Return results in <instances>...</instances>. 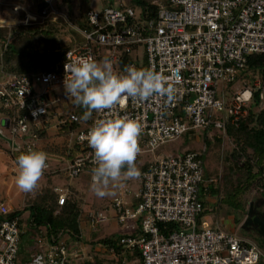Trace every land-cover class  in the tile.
Masks as SVG:
<instances>
[{"label": "built area", "instance_id": "obj_1", "mask_svg": "<svg viewBox=\"0 0 264 264\" xmlns=\"http://www.w3.org/2000/svg\"><path fill=\"white\" fill-rule=\"evenodd\" d=\"M45 3L40 14L26 13L18 22L61 18L77 36H72V48L51 71L23 75L0 71L2 119L7 120V127L0 130L2 134L7 130L13 153L39 150V134L56 130L69 141L65 177L72 180L86 173L91 179L96 163L87 132L98 120L114 115L139 119L137 165L143 155L187 133L203 132L209 139L227 136L251 113L264 116V72H246L251 56H264V0H153L156 17L148 7L135 9L119 0L116 7L87 9L85 28L69 21L66 1ZM126 56L133 61L127 67L169 77L172 96L126 99L122 107L96 112L89 125L79 121L75 111L61 108L68 100L62 91L69 76L65 65L80 58L98 62L108 58L119 73ZM206 151L205 144L197 152L154 156L140 173L136 189L117 187L111 207L118 225L133 233L114 236L92 251L82 245L74 250L63 240L50 243L41 233L28 264H264V253L256 244L205 226L203 196L215 181L206 176ZM48 167L46 162L44 170ZM55 192L63 206L69 187ZM11 212L0 204V264H20L22 230ZM86 219L92 231L109 221L100 211H89Z\"/></svg>", "mask_w": 264, "mask_h": 264}, {"label": "rangeland", "instance_id": "obj_2", "mask_svg": "<svg viewBox=\"0 0 264 264\" xmlns=\"http://www.w3.org/2000/svg\"><path fill=\"white\" fill-rule=\"evenodd\" d=\"M104 1L105 0H94L91 3V7L97 10L103 9L108 5ZM67 3L69 18H76L79 12L81 13L86 10V6L82 5L80 0H72ZM116 3L117 2H115L113 7L117 6ZM20 8L21 10L25 9L22 0H0V26H11V28L20 26L21 23L18 21L24 18L23 15H25V13L22 12L19 15L18 12H14L15 9ZM65 8H67V6H65ZM7 28L9 30L11 29L9 27ZM57 39L59 42L68 43L67 40H72V36L68 33L64 34L60 32ZM139 55L141 57V52ZM0 56L2 57V54ZM2 69L5 71L2 59H0V71ZM114 72H117V69H115ZM62 91L65 92V90ZM60 106L62 109L64 107V110L67 111L70 106H75V103L72 99H68L65 103L63 102L60 104ZM4 115L5 112L0 104V119ZM3 134L8 138L10 137L6 129H3ZM204 139L203 132L195 133V135L187 133L180 140L163 145L155 153L143 155L136 165L139 175L142 165L151 161L154 156H169L186 151H200L206 144ZM208 140L210 144L206 145L207 151L204 157L205 172H208L215 179L213 185L214 190H216L215 200L218 203L220 202V205L214 207L215 211L212 208L213 206L211 207L212 209H209V212L203 220L205 226L213 228L215 223V227L219 226V229L227 231L223 226H217V224H220L223 220L234 221L231 232L243 240L256 244L264 253V231L255 224V216L264 218V200L261 199L258 189L249 190V194L246 195V205H240L236 202L234 197L227 196L230 192L229 185L231 183L235 184L239 179L243 178L245 174L243 172H238V169H236L234 165L237 161L240 162L243 160L242 157L237 156L240 143H238L237 139L228 135L219 136L217 138L214 136L211 139L208 138ZM68 144V138L63 137L61 133L57 134L56 130L49 131L46 136L36 142V146L39 150H44L46 153L48 152L46 155V162L49 167L43 170L40 179L31 191L25 192L17 187L16 176L19 171L17 164H13L12 166H10V164H0V204H7L12 210H21L30 206L28 202L35 200L36 195L40 191L44 192L54 189L55 192V188L66 189L69 187V192H71V189L74 190V196L81 202L83 214L96 210L102 212L109 218L107 223L100 225L94 232L88 228L86 232H84L87 239L89 233H92L91 239L89 240L133 233L134 231L130 227L118 225L116 213L111 207V201L115 197L116 189L120 184L130 185L133 189H136L139 186V176L133 179V183L131 179L122 178L117 185H109V187L104 189L106 192L104 196H97L92 190V182L88 174L82 173L79 177L69 180L61 171L67 166ZM0 146L5 149H10L7 142L1 139ZM16 156L18 157L19 153H17ZM230 168L234 169V173L230 172ZM8 196H11V201L10 203H5L4 201L8 199ZM27 216L28 213L24 215V218ZM22 228L24 232L28 234V228L25 223H23ZM27 242H29V238L24 236L20 245V250L24 248V243Z\"/></svg>", "mask_w": 264, "mask_h": 264}, {"label": "trees", "instance_id": "obj_3", "mask_svg": "<svg viewBox=\"0 0 264 264\" xmlns=\"http://www.w3.org/2000/svg\"><path fill=\"white\" fill-rule=\"evenodd\" d=\"M13 1V0H11ZM25 9H17L20 13H36L40 14L45 7V0H22ZM70 2L72 0H64ZM81 4L86 6V10L91 8V3L94 0H80ZM118 0H105L104 2L112 7ZM153 0H131L129 4L135 9L148 11L152 17H156L157 6L151 4ZM59 4L58 6L60 7ZM85 10V11H86ZM85 11L79 12L78 17H70L69 21L75 23L81 28H85ZM150 15H148L150 17ZM25 17V15H23ZM24 19V18H23ZM68 33L76 37L77 34L72 31L65 20L58 18L56 21L47 19L45 21L39 19L38 21L29 22L27 25L21 24L16 28L0 27V59H2L4 69L6 72L14 74H34L43 73L53 70L65 57L67 51L72 46V40L66 42H59V33ZM6 48V49H5ZM5 49V50H4ZM132 59L128 56L120 62L119 72L132 63ZM264 72V56H251L247 64L246 72L254 75L255 72ZM248 76V75H247ZM75 111L81 121L85 125H89L95 116L96 111L93 110L91 117L85 121L81 119L85 109L75 104L67 109ZM79 125V124H78ZM76 126V125H75ZM46 134H39V138H43ZM228 136H232L240 143L238 157H242V161H237L236 169L238 172L245 173L243 178L239 179L235 184L229 185L228 197H234L236 202L240 205H246V195L249 190L258 189L261 199L264 200V116L259 115L255 117L251 115L243 122L241 127L237 130H228ZM206 145H209V140L204 135ZM44 152V151H43ZM46 153V152H45ZM48 152L46 153V155ZM180 154V153H179ZM235 154V153H234ZM20 155V154H19ZM206 153H204L205 157ZM73 157V154L71 155ZM68 158V157H67ZM146 169L142 166L140 173ZM234 169L230 168V172ZM234 173V172H233ZM242 173V174H243ZM226 179V177H225ZM133 183V179H131ZM208 192L216 194L213 184L208 187ZM75 191L71 189L68 194L66 203L63 206L58 204V194L54 189L49 191H40L35 200L29 201L28 207L19 210H12L10 216L19 218V227L22 230L20 245L24 236L29 238V242L35 250L30 251L29 254H24L22 264H28L31 254L36 251V240L39 234L43 233L45 238L50 243H57L63 240L65 236H69L72 240H81V216L82 204L74 196ZM226 196V197H227ZM205 204V202H203ZM101 209V208H100ZM96 211V210H95ZM28 216L24 218V215ZM208 213L205 211L204 216ZM23 223L28 228V234L23 230ZM255 224L258 228L264 231V218L255 216ZM29 235V236H28ZM111 238H102L98 241L100 244L110 243Z\"/></svg>", "mask_w": 264, "mask_h": 264}, {"label": "clouds", "instance_id": "obj_4", "mask_svg": "<svg viewBox=\"0 0 264 264\" xmlns=\"http://www.w3.org/2000/svg\"><path fill=\"white\" fill-rule=\"evenodd\" d=\"M69 73L64 81L68 99L85 109L81 119L87 121L93 110L102 112L123 106L126 99L144 101L154 95L171 97L169 77L151 69L127 67L123 73L114 72L111 61L104 58H80L65 65ZM38 113L33 112V116ZM142 125L138 118L114 115L96 121L87 132V143L93 150L96 166L92 169V190L104 196V189L117 185L122 178L139 176L135 165L140 152L138 138ZM47 156L41 150H29L17 157L16 185L31 191L46 167Z\"/></svg>", "mask_w": 264, "mask_h": 264}, {"label": "crops", "instance_id": "obj_5", "mask_svg": "<svg viewBox=\"0 0 264 264\" xmlns=\"http://www.w3.org/2000/svg\"><path fill=\"white\" fill-rule=\"evenodd\" d=\"M127 2H128V4H129V2L131 1V0H126ZM64 3L65 2H63V5H60L61 7H63L64 6ZM117 5L119 4V0L117 1V3H116ZM130 5V4H129ZM76 17H78V15H76ZM1 119H2V117H1ZM0 119V120H1ZM9 146V145H8ZM9 148H10V146H9ZM44 151V150H43ZM44 152H46V151H44ZM164 156H166V155H164ZM0 164H10V166H12L13 164H17V156H16V154L15 153H13L12 151H11V148L10 149H5V148H3V147H1L0 146ZM143 165H145V164H143ZM142 165V166H143ZM63 170V169H62ZM61 170V171H62ZM206 176L208 177V178H210V179H213V180H215L214 179V177L213 176H211L208 172H206ZM214 183H215V181L213 182V183H210V185H214ZM209 185V186H210ZM10 201H11V196H8V199L6 200V201H4L5 203L6 202H8V203H10ZM203 201L205 202V207H206V209L208 210V212H209V209H214V211H215V206L216 205H220V202L218 203L216 200H215V193L214 194H211V193H209L208 191H207V193H204V196H203ZM5 205H7V204H5ZM8 206V205H7ZM213 206V207H212ZM9 207V206H8ZM212 207V208H211ZM10 208V207H9ZM11 209V208H10ZM12 210V209H11ZM214 220V219H213ZM219 223V222H218ZM233 223H234V221H231V220H223V221H221V223L220 224H217V226L218 225H220V226H223L227 231H232V228H233ZM214 227H215V223H214ZM219 227V226H218ZM80 228H81V242L79 241V242H76V241H74V240H72L69 236H65L64 238H63V241H66V243L69 245V246H71L72 248L75 246L76 248H74V250H79V245H82V246H86V249L88 250V248L89 249H91V250H98V248H99V245H100V243H98V241L99 240H101L100 238H97V239H93V240H89V239H91V234L92 233H89V237H88V239H87V237H86V235H85V233L84 232H86V230L89 228V225H88V221H87V219H86V214H83V211H82V216H81V222H80ZM90 229V228H89ZM91 230V229H90ZM92 231V230H91ZM94 232V231H93ZM101 238H104V237H101ZM92 248H91V247ZM33 250H35V248L32 246V243L31 242H27V243H24V248H22V252L23 253H26L27 252V254H29V252L30 251H33ZM21 252V254L19 255V262H20V264L22 263V260H24V254ZM34 254V253H33ZM32 255V254H31Z\"/></svg>", "mask_w": 264, "mask_h": 264}, {"label": "water", "instance_id": "obj_6", "mask_svg": "<svg viewBox=\"0 0 264 264\" xmlns=\"http://www.w3.org/2000/svg\"><path fill=\"white\" fill-rule=\"evenodd\" d=\"M0 127H7V120L6 119H1L0 120ZM0 139L7 142V144L10 146L11 145V140L4 136L0 130Z\"/></svg>", "mask_w": 264, "mask_h": 264}]
</instances>
